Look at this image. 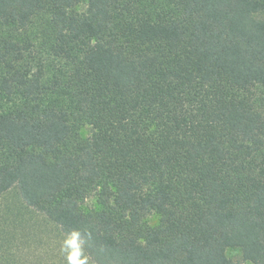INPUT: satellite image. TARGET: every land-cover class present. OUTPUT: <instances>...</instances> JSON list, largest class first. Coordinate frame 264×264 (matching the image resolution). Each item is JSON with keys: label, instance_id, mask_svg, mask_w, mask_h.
Wrapping results in <instances>:
<instances>
[{"label": "trees", "instance_id": "obj_1", "mask_svg": "<svg viewBox=\"0 0 264 264\" xmlns=\"http://www.w3.org/2000/svg\"><path fill=\"white\" fill-rule=\"evenodd\" d=\"M13 188L58 240L0 264H68L74 230L89 264H264V0H0Z\"/></svg>", "mask_w": 264, "mask_h": 264}, {"label": "rangeland", "instance_id": "obj_2", "mask_svg": "<svg viewBox=\"0 0 264 264\" xmlns=\"http://www.w3.org/2000/svg\"><path fill=\"white\" fill-rule=\"evenodd\" d=\"M79 10L83 11L84 7H79ZM91 132V128L85 126L81 130V135L83 138H87L91 135ZM146 222L151 226L156 225L158 217L156 215H150L146 218ZM32 230L37 236L41 232H45L46 235L53 238V241L58 240V234L49 227L41 215L25 206L15 188L4 193L0 197V257L7 247L10 249L8 246L9 239L13 236L20 239L26 236V234L28 235ZM226 255L235 261L241 258L240 252L237 249H228ZM245 264L250 263L246 262Z\"/></svg>", "mask_w": 264, "mask_h": 264}, {"label": "clouds", "instance_id": "obj_3", "mask_svg": "<svg viewBox=\"0 0 264 264\" xmlns=\"http://www.w3.org/2000/svg\"><path fill=\"white\" fill-rule=\"evenodd\" d=\"M62 251L67 253L68 264H89V256L84 252L81 233L78 230L72 231L63 242Z\"/></svg>", "mask_w": 264, "mask_h": 264}]
</instances>
